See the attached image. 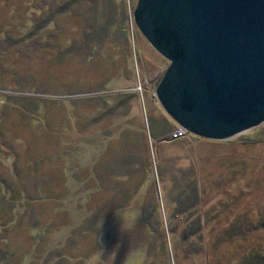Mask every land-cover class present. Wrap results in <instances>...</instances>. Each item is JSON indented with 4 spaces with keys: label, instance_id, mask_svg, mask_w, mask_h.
<instances>
[{
    "label": "rangeland",
    "instance_id": "obj_1",
    "mask_svg": "<svg viewBox=\"0 0 264 264\" xmlns=\"http://www.w3.org/2000/svg\"><path fill=\"white\" fill-rule=\"evenodd\" d=\"M136 0H0V264H264V121L186 132Z\"/></svg>",
    "mask_w": 264,
    "mask_h": 264
},
{
    "label": "water",
    "instance_id": "obj_2",
    "mask_svg": "<svg viewBox=\"0 0 264 264\" xmlns=\"http://www.w3.org/2000/svg\"><path fill=\"white\" fill-rule=\"evenodd\" d=\"M132 19L168 60L154 94L175 124L223 139L264 121V0H136Z\"/></svg>",
    "mask_w": 264,
    "mask_h": 264
},
{
    "label": "built area",
    "instance_id": "obj_3",
    "mask_svg": "<svg viewBox=\"0 0 264 264\" xmlns=\"http://www.w3.org/2000/svg\"><path fill=\"white\" fill-rule=\"evenodd\" d=\"M186 129L176 124L175 128L171 132V137H180L186 133Z\"/></svg>",
    "mask_w": 264,
    "mask_h": 264
},
{
    "label": "trees",
    "instance_id": "obj_4",
    "mask_svg": "<svg viewBox=\"0 0 264 264\" xmlns=\"http://www.w3.org/2000/svg\"><path fill=\"white\" fill-rule=\"evenodd\" d=\"M175 128V127H174Z\"/></svg>",
    "mask_w": 264,
    "mask_h": 264
}]
</instances>
